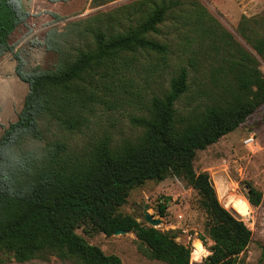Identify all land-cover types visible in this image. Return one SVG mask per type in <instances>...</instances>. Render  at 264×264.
I'll return each instance as SVG.
<instances>
[{
    "label": "trees",
    "instance_id": "16d2710c",
    "mask_svg": "<svg viewBox=\"0 0 264 264\" xmlns=\"http://www.w3.org/2000/svg\"><path fill=\"white\" fill-rule=\"evenodd\" d=\"M114 1L92 3L100 7ZM150 1L154 0L138 3ZM183 5V0H159L151 12L142 11L146 15L142 23L123 32L111 30L108 13L69 23L66 32L51 30L44 45L58 54L55 68L26 70L11 40L31 14L22 0H0V60L12 53L15 74L29 87L18 119L0 137V264L51 255L79 264H122L119 256L107 255L86 241L77 233L80 229L107 237L118 231L133 233L150 258L191 264L192 247L120 212L131 190L147 181H163L171 172L189 180L213 215L209 230L213 246L205 264H238L253 232L220 203L211 176L197 173L194 159L197 151L236 131L264 105V74L258 59L206 8L199 7L198 18L190 24L209 42L216 54L209 57L218 62L212 80L217 91L205 94L211 104L202 111L193 107L184 115L177 108L189 92V74L182 68L167 92L154 95L142 114L130 118L141 129L134 139L118 143L104 132L90 135L86 145L75 149L62 139H49L42 128L47 121L61 132L85 134L98 106L109 103V95L118 106V83L136 69L138 54L168 55L169 47L150 34L159 33L171 11ZM54 19L62 20L57 15ZM238 34L264 61V16H243ZM27 141L38 145L25 149ZM261 198L256 190L248 196L253 206H259ZM166 207L159 205L162 216Z\"/></svg>",
    "mask_w": 264,
    "mask_h": 264
},
{
    "label": "rangeland",
    "instance_id": "374dc122",
    "mask_svg": "<svg viewBox=\"0 0 264 264\" xmlns=\"http://www.w3.org/2000/svg\"><path fill=\"white\" fill-rule=\"evenodd\" d=\"M31 17L26 25L13 35L12 44L15 52L20 51L26 70L39 68L53 70L58 62V54L48 52L44 42L51 30L66 32L69 23L85 20L91 16L108 13V25L117 32L129 27H136L146 19L142 11L151 12L153 3H138L142 0H115L104 6L94 7L92 0H22ZM137 1V2H136ZM184 5L171 11L166 21L159 26V33L150 37L169 47L168 55L163 58L155 53L141 52L134 62V71H128L124 83H118V106L109 95V103L99 105L95 116L91 118L90 128L85 134L61 132L55 124L42 122V128L49 139H62L71 147L78 149L89 141L90 135L96 137L107 132L115 142L134 139L141 134L130 118L140 115L146 103L154 95H163L168 91L170 82L182 68L189 74V92L182 97L177 108L182 114L193 107L200 106L201 111L211 104L205 94L217 90L214 88V67L218 62L209 42L202 40L199 32H194L190 25L198 18V8L206 10L226 29L240 45L259 62V69L264 74V61L254 49L238 34V27L243 16H264V0H183ZM54 15L62 18L54 19ZM113 17L114 21L110 18ZM207 18V17H206ZM209 20L206 19V22ZM108 29V28H107ZM110 30V29H109ZM219 44V43H218ZM218 59H221L220 57ZM17 65L12 53L5 56L0 64V137L4 128L18 119L28 94V84L15 74ZM214 96H211V99ZM254 136L253 145L245 142ZM38 143L27 141L24 148L37 147ZM197 173L207 172L214 183L220 203L235 217L240 218L253 232L252 242L239 257L238 264H264V105L257 110L236 131L222 137L217 143L205 150L197 151L194 159ZM251 190L262 194L261 204L253 206L248 200ZM166 204L164 216L159 212V205ZM145 205L154 218L161 219L157 229L169 232L179 243L192 247L191 264H205L211 254L213 242L209 230L214 223L213 215L206 199L200 195L183 176L169 173L163 181H147L142 186L129 192L127 203L120 212L146 223ZM245 205V209L241 208ZM77 233L90 244L100 247L107 255L119 256L122 264H166L149 257L147 248L135 234L105 236L100 232ZM201 246V255L194 253ZM3 264H79L73 259H61L48 256L25 263L7 260Z\"/></svg>",
    "mask_w": 264,
    "mask_h": 264
},
{
    "label": "water",
    "instance_id": "95a60500",
    "mask_svg": "<svg viewBox=\"0 0 264 264\" xmlns=\"http://www.w3.org/2000/svg\"><path fill=\"white\" fill-rule=\"evenodd\" d=\"M148 210H149V206L145 205L144 219H145L147 225H149L151 227H154V228H157L159 225L162 224V220L154 218V215L150 214ZM230 213L235 216V212L234 211H231ZM128 233L129 232H126V231H118V232L115 233V235L119 236V235H125V234H128Z\"/></svg>",
    "mask_w": 264,
    "mask_h": 264
},
{
    "label": "bare ground",
    "instance_id": "6f19581e",
    "mask_svg": "<svg viewBox=\"0 0 264 264\" xmlns=\"http://www.w3.org/2000/svg\"><path fill=\"white\" fill-rule=\"evenodd\" d=\"M242 209H245V205H241ZM201 246L199 245L194 253L195 256H200L201 255Z\"/></svg>",
    "mask_w": 264,
    "mask_h": 264
},
{
    "label": "built area",
    "instance_id": "2783aa9c",
    "mask_svg": "<svg viewBox=\"0 0 264 264\" xmlns=\"http://www.w3.org/2000/svg\"><path fill=\"white\" fill-rule=\"evenodd\" d=\"M255 142L254 136H251V138H249L245 143L247 145H253Z\"/></svg>",
    "mask_w": 264,
    "mask_h": 264
},
{
    "label": "crops",
    "instance_id": "0c3cea01",
    "mask_svg": "<svg viewBox=\"0 0 264 264\" xmlns=\"http://www.w3.org/2000/svg\"><path fill=\"white\" fill-rule=\"evenodd\" d=\"M19 29H20V28H19ZM19 29H18V30H19ZM18 30H17V31H18ZM17 31H16V32H17ZM16 32H15V33H16ZM15 33H14V34H15ZM4 58H5V57H4ZM4 58H3V59H4ZM3 59L0 60V64H1V62L3 61ZM15 68H16V65L14 66V69H15Z\"/></svg>",
    "mask_w": 264,
    "mask_h": 264
}]
</instances>
